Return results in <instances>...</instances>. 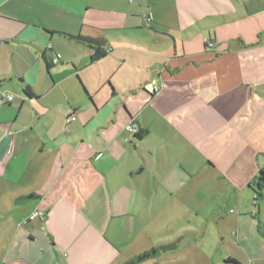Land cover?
Masks as SVG:
<instances>
[{
  "label": "crops",
  "instance_id": "obj_1",
  "mask_svg": "<svg viewBox=\"0 0 264 264\" xmlns=\"http://www.w3.org/2000/svg\"><path fill=\"white\" fill-rule=\"evenodd\" d=\"M5 93L0 264H119L162 216L206 210L211 264H264V0H0Z\"/></svg>",
  "mask_w": 264,
  "mask_h": 264
},
{
  "label": "rangeland",
  "instance_id": "obj_2",
  "mask_svg": "<svg viewBox=\"0 0 264 264\" xmlns=\"http://www.w3.org/2000/svg\"><path fill=\"white\" fill-rule=\"evenodd\" d=\"M4 204L6 205V202ZM7 206L19 210L21 219L24 215L31 214L30 211L32 210L31 206L24 210L20 206L18 208L14 207L11 203ZM234 206L235 204H231L228 208ZM6 211L7 209L4 208L1 213L4 214ZM180 219L183 220V223L180 222ZM215 228V216L208 210L198 214L196 212L184 213L183 217L164 215L160 223L158 222L155 226H152L151 232L143 233L138 241H134L133 244L124 248V251L128 252L125 255L156 249L158 253L140 264H184V260L189 262L188 264H193L194 260L198 264H211L212 259L219 257L223 252V249L216 245ZM201 236H203L202 239ZM200 239L204 240L203 252L200 254L202 256L199 255L198 245L196 244V242L199 243L198 240Z\"/></svg>",
  "mask_w": 264,
  "mask_h": 264
},
{
  "label": "trees",
  "instance_id": "obj_3",
  "mask_svg": "<svg viewBox=\"0 0 264 264\" xmlns=\"http://www.w3.org/2000/svg\"><path fill=\"white\" fill-rule=\"evenodd\" d=\"M67 36L77 42H80L88 46L91 49L92 51L91 56H90L91 62L98 60L99 58L104 56V54L106 53V50L104 48L105 40L102 38H94V37H88V36H83V35H67ZM25 92L28 95L32 94L28 87H25ZM137 136L139 138L141 137L140 134H138ZM258 178H259L258 179V189L261 190L264 187V171H261ZM256 195L259 196V193L257 192ZM32 197L33 195L21 196V197L16 198L15 202L16 204H23ZM156 253H158L156 249L145 250L138 254L133 255L131 258L119 264H138V263H141L149 259L152 255H155Z\"/></svg>",
  "mask_w": 264,
  "mask_h": 264
},
{
  "label": "built area",
  "instance_id": "obj_4",
  "mask_svg": "<svg viewBox=\"0 0 264 264\" xmlns=\"http://www.w3.org/2000/svg\"><path fill=\"white\" fill-rule=\"evenodd\" d=\"M144 19L145 21H149L151 19L150 14H148ZM203 40L208 49H212L214 47V43L210 39L205 37ZM59 56H60L59 54H55V56L52 58V61L56 62ZM158 90L159 88L157 86H152V88L149 89V92L155 93ZM12 98L13 96L10 93H5L1 96L0 103L10 101ZM70 119H74V115H71V117L67 118V121H70ZM128 128H129V131L133 134H137L139 132L138 125L134 122H131ZM45 217H46V214L42 210L36 209L31 214H29L28 219L29 220H33L37 218L44 219Z\"/></svg>",
  "mask_w": 264,
  "mask_h": 264
}]
</instances>
